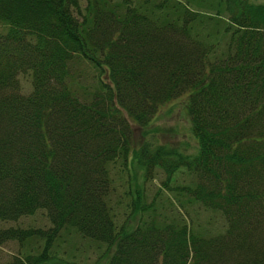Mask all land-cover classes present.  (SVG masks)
<instances>
[{
    "label": "trees",
    "instance_id": "16d2710c",
    "mask_svg": "<svg viewBox=\"0 0 264 264\" xmlns=\"http://www.w3.org/2000/svg\"><path fill=\"white\" fill-rule=\"evenodd\" d=\"M183 97L196 153L137 146ZM157 171L179 208L147 204ZM39 211L51 228L0 230V246L30 248L7 264H75L64 234L105 248L97 264H264V4L0 0V221Z\"/></svg>",
    "mask_w": 264,
    "mask_h": 264
},
{
    "label": "rangeland",
    "instance_id": "374dc122",
    "mask_svg": "<svg viewBox=\"0 0 264 264\" xmlns=\"http://www.w3.org/2000/svg\"><path fill=\"white\" fill-rule=\"evenodd\" d=\"M248 1L255 4H264V0ZM90 74H92V71H90ZM21 84L25 91L30 90V81L28 77H22ZM185 103V97L169 103L162 108L157 117L154 119L152 125L144 130V132L136 129L138 137L137 146L141 145L144 141L149 140L153 141L155 148H158L159 146L166 147L167 152H170V154L171 151L174 153L180 152L188 156L195 154L198 142L192 133V126L185 108ZM119 171H121L120 177L123 181L122 184L124 185H120L121 181L114 183V185L118 187V190L113 196V202L117 211L119 210V216H117V218L119 221H124L130 212V209L126 206L131 203V199L125 195V191L128 187L127 184H130V182L127 180L126 172H123L122 170ZM164 179V174L157 171L146 185L147 204L150 205L154 202L155 207L162 212L167 211L168 209L177 208L175 205H178V208L180 207V203H177V200H175L172 192L163 188L162 182ZM176 179H178V182H183L184 174L179 172L176 175ZM139 180L141 181V177H139ZM186 208L188 209L187 211L197 214L195 219H197L198 223L201 224L202 228L207 226L210 228H217L221 227L223 224L222 217L216 213L205 212L201 215L199 214V211L202 209H197L193 206L189 208L186 206ZM195 209L197 211H194ZM180 210L184 211L181 208ZM139 221L140 219L138 216L133 218L131 220L132 226L135 227ZM209 222H211L213 226L208 225ZM9 227L41 228L47 230L51 228V223L47 217V213L45 211H39L35 215L22 218L16 223H6L0 221V230ZM104 249L105 248H102L98 244L92 243L87 239H82L77 235H73V237L70 238L67 234H64L63 239L60 241L58 256L62 260H68L75 264H97ZM29 252L30 248L28 247L20 249V246L17 243L8 242L0 246V264H7L15 255H25ZM61 263L62 262H57L56 264ZM105 263L106 258L103 257L99 264Z\"/></svg>",
    "mask_w": 264,
    "mask_h": 264
}]
</instances>
